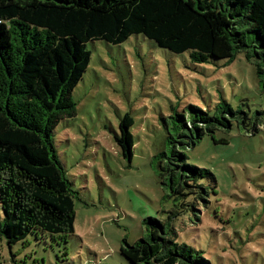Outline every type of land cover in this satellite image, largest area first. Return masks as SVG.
<instances>
[{
	"label": "trees",
	"instance_id": "1",
	"mask_svg": "<svg viewBox=\"0 0 264 264\" xmlns=\"http://www.w3.org/2000/svg\"><path fill=\"white\" fill-rule=\"evenodd\" d=\"M132 35L175 54L188 52L195 63H230L244 52L264 89V0H0V238L10 250L41 237L51 246L66 243L75 233L80 192L54 134L77 115L73 92L89 67V42L118 45ZM224 102L214 112L189 104L188 117L175 107L162 116L164 148L155 145L151 165L180 196L172 198L178 203L165 219H143L146 235L122 240L120 252L130 264H211L178 240L175 224L194 209L191 194L209 193L201 179L217 193L214 172L189 162L187 150L206 133L229 128L228 116H246ZM134 122L125 113L115 134L130 163Z\"/></svg>",
	"mask_w": 264,
	"mask_h": 264
},
{
	"label": "rangeland",
	"instance_id": "2",
	"mask_svg": "<svg viewBox=\"0 0 264 264\" xmlns=\"http://www.w3.org/2000/svg\"><path fill=\"white\" fill-rule=\"evenodd\" d=\"M88 48L89 67L73 92L77 115L54 134L80 192L75 233L66 243L57 239L51 246L41 237L12 250L0 238V264H130L120 252L122 240L134 243L146 235L143 219H165L178 203L172 198L180 196L151 165L155 145L164 148L162 116L175 107L188 117L189 104L214 112L224 100L246 116H228L229 128L206 133L187 150L189 162L214 172L217 193L201 179L209 193L190 195L194 209L181 216L175 231L211 264H263L264 89L253 62L241 52L230 63H195L188 52L175 54L142 35L118 45L91 41ZM125 113L135 121L131 163L115 139Z\"/></svg>",
	"mask_w": 264,
	"mask_h": 264
},
{
	"label": "crops",
	"instance_id": "3",
	"mask_svg": "<svg viewBox=\"0 0 264 264\" xmlns=\"http://www.w3.org/2000/svg\"><path fill=\"white\" fill-rule=\"evenodd\" d=\"M263 264H264V261H263Z\"/></svg>",
	"mask_w": 264,
	"mask_h": 264
}]
</instances>
